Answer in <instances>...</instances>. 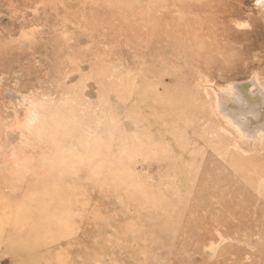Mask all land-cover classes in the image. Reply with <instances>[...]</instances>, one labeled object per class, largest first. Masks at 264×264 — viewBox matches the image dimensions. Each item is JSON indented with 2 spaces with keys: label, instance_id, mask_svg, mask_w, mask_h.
<instances>
[{
  "label": "rangeland",
  "instance_id": "1",
  "mask_svg": "<svg viewBox=\"0 0 264 264\" xmlns=\"http://www.w3.org/2000/svg\"><path fill=\"white\" fill-rule=\"evenodd\" d=\"M235 86L264 0H0V264H264Z\"/></svg>",
  "mask_w": 264,
  "mask_h": 264
},
{
  "label": "bare ground",
  "instance_id": "2",
  "mask_svg": "<svg viewBox=\"0 0 264 264\" xmlns=\"http://www.w3.org/2000/svg\"><path fill=\"white\" fill-rule=\"evenodd\" d=\"M239 95H241V97L238 98ZM219 99L221 100V107L224 109H230L231 118L234 120L233 122H236V124L241 125V127H243L244 129L243 131L246 132L247 130H250L254 133V135L257 134L259 131H263L262 129L264 128V103H262V106H260V108L262 107L263 110H258L256 109V107H254V104H256L257 102H264V94L261 90H253L252 88L250 90H247V88L243 89V87L237 88L235 86L231 90V97L227 96L224 99ZM251 135L253 134L251 133Z\"/></svg>",
  "mask_w": 264,
  "mask_h": 264
}]
</instances>
